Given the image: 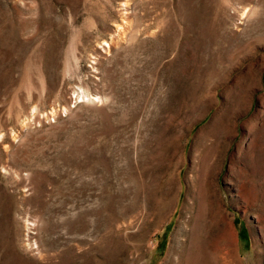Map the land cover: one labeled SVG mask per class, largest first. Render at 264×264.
<instances>
[{
	"label": "rangeland",
	"instance_id": "1",
	"mask_svg": "<svg viewBox=\"0 0 264 264\" xmlns=\"http://www.w3.org/2000/svg\"><path fill=\"white\" fill-rule=\"evenodd\" d=\"M0 264H264V0H0Z\"/></svg>",
	"mask_w": 264,
	"mask_h": 264
},
{
	"label": "bare ground",
	"instance_id": "2",
	"mask_svg": "<svg viewBox=\"0 0 264 264\" xmlns=\"http://www.w3.org/2000/svg\"><path fill=\"white\" fill-rule=\"evenodd\" d=\"M217 220V219H216ZM219 226H220V224H219ZM218 227V226H217ZM222 229V228H221ZM213 230V229H212ZM217 230V229H216ZM223 231V230H222ZM216 233H218V232H216ZM220 234V233H219ZM222 234V233H221ZM216 235V234H215ZM202 237V236H201ZM211 237H213V236H211ZM214 237H217L218 239H219V237L220 236H218V234H217V236H214ZM221 238V237H220ZM222 239H224V241L225 242H227L228 241V239H227V237H226V235H223V238ZM211 241V240H210ZM220 244V243H219ZM223 244V243H222ZM222 244H220V245H222ZM216 245V244H215ZM223 246V245H222ZM216 248V247H215ZM220 249V248H219ZM215 250V249H214ZM218 251H220V250H218Z\"/></svg>",
	"mask_w": 264,
	"mask_h": 264
}]
</instances>
